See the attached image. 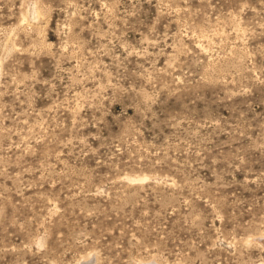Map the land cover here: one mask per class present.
<instances>
[{
	"label": "rangeland",
	"instance_id": "1",
	"mask_svg": "<svg viewBox=\"0 0 264 264\" xmlns=\"http://www.w3.org/2000/svg\"><path fill=\"white\" fill-rule=\"evenodd\" d=\"M0 264H264V0H0Z\"/></svg>",
	"mask_w": 264,
	"mask_h": 264
}]
</instances>
